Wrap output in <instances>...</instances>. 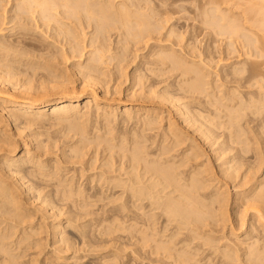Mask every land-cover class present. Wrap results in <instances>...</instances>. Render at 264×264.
Listing matches in <instances>:
<instances>
[{"label":"rangeland","instance_id":"1","mask_svg":"<svg viewBox=\"0 0 264 264\" xmlns=\"http://www.w3.org/2000/svg\"><path fill=\"white\" fill-rule=\"evenodd\" d=\"M121 1L124 2V0H117V2ZM131 1L133 5L135 4L137 7H140L141 3L142 6L144 4V7L147 4L148 6L150 5L148 8L152 6L153 9L158 8V10H156L157 14H153L155 15L154 18H157L152 19V25L163 28L160 34H155L153 40L150 41H131L127 39L128 37H126V35L122 34L123 32H119L117 28L112 31L108 30L107 33L97 35L96 27L93 23V25H88L87 23L84 25L75 22L74 24L76 25H74L72 22L63 20L64 22L66 21L65 23L69 24L70 28L73 27V31L77 30L76 35L79 33L81 36H78L81 39H79V41L82 44L81 51L83 54V57H81L83 59L80 60V57L76 55L75 57L71 54L69 45L56 42V34L53 32V29L56 27L54 23H51L50 29L43 28L41 23L37 25L30 23V25L26 26V31L21 30L16 26L17 23L13 22L15 18L14 1L0 0V30H4L0 32V58H23V60H27V62L25 61L26 63L23 62V64H27L26 66L21 64L16 65L18 68L24 70V72L14 77L16 80L21 81L19 82L20 84L28 81L38 86L42 84V82H47L45 77H51L53 79L60 71L59 74H61V76L58 75V77L70 78L79 89L80 86H82L84 77L81 75L83 72L86 73L85 69L88 67L87 65L89 63L87 59L90 58L91 52L95 51L96 48L98 49V47L99 49L106 47L103 49L104 54L106 53L104 63L101 66L99 65L97 69L102 81V86L98 87L99 96L103 99L100 105L101 108L99 107L100 111L96 113L97 109L93 107L91 111L92 115L90 114L89 118L87 116H85L86 118L83 117L86 113V109H84L85 100L81 103V110L75 116L77 118L81 117L80 121L78 120L77 122L85 127V130H88L86 135H84L86 140H90V143H87L90 148L88 147L87 150L85 149V153L88 155L83 152V154H85V161L83 160L84 163L82 161L83 164L79 163L80 165L77 166L71 165L69 162L67 166L66 160L65 164H59L58 167H55L54 163L51 164L50 168H52L47 173L49 175L53 174L56 177L55 180L58 181H54L56 184L52 182V187L49 189L44 188L45 190H41V192L43 196L51 192L49 196H52L54 192H56L54 188L57 187L59 182L64 181L66 184H70L72 181L74 185L77 183V186L79 184L85 188L82 189L86 191L84 195L92 194L96 196L98 194L97 197L100 195L101 197L99 198L102 199L104 197V199H106V197L108 198L109 196L112 198L114 196L113 194H115L112 199L116 197L117 201H115V199V202H112L113 200L110 198L108 199L109 201L102 199V202L99 201L100 203H96V207L94 205L85 206V209L88 210H84V203V205H81V202H77L79 205L73 203L76 205L74 206L71 205L72 202H66L63 205L62 202L61 205H57L55 203L57 200H55L54 203L56 206L62 210L54 207L57 208L59 212L63 211V213L60 212L63 215L57 220H53L52 218V220L50 219L46 222V227L44 226L46 229L44 228V230L47 234L43 232L44 234L41 236L44 239V241H42L45 247L43 250L44 252L42 251L43 255H40L39 258L35 257V260L38 259L36 261L38 264H246L249 256L248 258L245 256L249 255L248 253H251V251L252 253L255 252L253 251L255 249L259 250V252H261L262 249L264 251V204H258L262 208L261 212L263 213V219H261L262 217L257 215V210H252L251 204L253 205V203L247 202L251 196H255L257 190H264V107H262L264 105V53L262 50V57H258L261 51L259 47H263V45H261L263 44V42H261L262 39H260V34L255 30L252 21H247V19L251 20V17L247 13L243 15L245 11L244 8L247 9L245 6L248 1L246 0L247 2H244V0H242V4L245 5L240 3L242 7H238L241 9H235L236 7L233 9V6H220V9H216L213 5L209 7L208 4V6H206L207 0H126L125 2L132 4ZM249 4H247V6ZM161 5H164L163 7L166 9H163ZM212 8L216 11L212 10ZM159 9L161 11H159ZM228 9H230V12H227V17H229V19L224 16V11L226 12ZM219 10H222L221 14L224 13L223 18L228 21L231 19L233 27L230 25L231 22L221 19L220 12L217 13ZM136 11L137 10H134L133 12ZM140 11L143 14H151L150 10H139L138 12L141 13ZM207 14H210L209 17ZM212 14L215 17H213L214 19H210ZM218 16L220 17V22L218 21ZM215 19L217 21L213 25L212 21H215ZM208 20L211 22L209 23ZM3 21H5L4 24ZM220 23L224 25L222 24V26H220ZM228 23L232 27H230L232 30L231 32H229V26H225V24L228 25ZM234 23L236 25H233ZM35 25L37 28L42 26V30L37 29ZM76 27L78 28L74 29ZM222 27L224 29H222ZM168 29L175 32L174 38H167L170 32ZM233 31L234 33H232ZM24 35H26L28 43L36 46L35 50L31 47L27 48L19 45L18 39L21 41L22 38L20 37ZM120 35L123 36L121 37ZM92 40L94 43L95 41L98 43L94 44ZM2 46L5 47L2 48ZM6 47H8V49H6ZM190 49H194L195 51L193 50L192 52L195 54L190 52ZM162 50L163 52H170V50L175 52V56L179 57L175 58L178 62L174 61L177 63L175 64L176 66L172 65V60L164 64L163 61L161 62L160 59L156 58L157 53L159 51L162 52ZM6 51H8L10 55H8L9 53L6 54ZM191 54L192 56H189ZM50 58L55 59V61H49L51 60ZM48 61L50 63L52 62L51 64L53 66H51V68L48 65ZM45 62H48L46 63L47 65ZM30 65H33V67ZM57 67L61 69L58 71ZM81 68L85 69L81 70ZM55 70H57L58 73H55ZM78 70H81L82 74L79 73ZM186 70L188 72L194 71L195 73L201 72L203 74L198 73L202 75V78L204 77V80L200 78L201 76L199 77L200 79L198 78L199 75L197 76L199 80H203V83L201 82L202 90L200 92H190L188 84L192 83V80H196L195 77L197 73L195 74L193 72L195 75L189 74ZM237 72L239 74H237L238 76L236 75ZM228 74L229 76H227ZM18 81L15 83L17 84ZM165 91L167 92V97L169 94V96L173 97L169 98L175 99L173 103L175 102L176 105H178L177 107L174 104L172 108V105L167 103V100L163 101L165 96L163 97L162 95L164 94L162 93H165ZM20 92L16 91L17 94H20ZM159 97H162V99ZM121 102H127L128 109H131V112L134 114L132 118L134 120H131L128 124L123 122L120 123V121L124 120V107L119 109L116 116L107 114L105 117L103 115V112L106 110L105 105L110 104L115 109L119 107V104L123 105ZM178 107L182 108V112L181 109L180 112L177 111L179 110ZM184 107V112H187L185 114H188L187 117L183 115ZM175 108L178 109L176 110ZM256 108H260V110ZM46 112L47 115L39 116L42 122L38 125H34L32 128L23 127L25 129L24 134L25 136L26 134H34V140L38 139L37 142L34 143L50 141L49 145H54V147L58 146L59 148H55V151L53 150L54 152L50 153L49 157L54 159L56 156H60V158L63 159V154L70 152L69 150L74 148L76 146L75 144H77L76 142L81 141L82 138L77 136L71 139L70 137L74 136V132L71 130L72 125L69 124L70 122L67 123L65 118L64 121L63 118L62 120L56 116L50 117L51 110H46ZM96 116L99 120H97L98 118ZM160 116H162V120L159 119ZM107 117H109V119ZM114 117L118 120H116V123L113 122L115 119ZM192 120L198 122L192 123ZM110 121L113 122V126L110 125L107 127ZM148 121L154 122L155 127L147 126ZM170 121L176 126L178 131L176 134H174L176 131H174V133L169 131ZM188 123H190V125ZM191 123L194 126L191 125ZM200 125L206 127H202V129ZM198 127L204 130V132L205 130L208 131L207 133H209L210 136L207 137L208 134H204L202 131L204 136L207 135L206 137L201 135ZM113 128L116 129L111 133L110 131L113 130ZM197 128L198 131L196 132ZM70 131L71 134L68 135ZM109 133H111V135ZM177 134L182 135L179 137ZM95 136L100 137L99 139L102 138V140L105 138L104 143L100 140L102 142L101 146L95 144V142L98 141V138ZM175 136L181 138L182 144L179 143L180 140L178 138L176 139ZM35 137H37V139ZM19 140L20 142L22 141L21 137ZM107 141L109 144L111 143L110 145L114 146L113 152L112 150L109 152V147L106 148ZM174 141L175 144L173 143ZM135 142L137 143L136 146H140L142 149H139L140 153L144 152L141 154L142 159L147 155L143 163L147 162V159L149 160L148 162L151 161V163L153 159H156V161L159 159L158 163L161 162V165L163 164L164 167L173 166L176 170L173 168L170 170L173 169V176L175 173L176 179L182 184H185V181L188 182L193 172H197V177L204 183L203 189L198 190V193L194 189H189V191L191 190L189 193L192 194L191 196H193L199 204L206 206V218L209 217L207 220L209 226L206 225L208 227H204L203 233L200 232L201 230H195L194 227H191V231H198L197 233H189V231L187 232L186 230L182 231V233L176 227L175 223L167 222V218L163 219L159 217L160 212H153L150 208L145 209L140 203H135L131 200L123 199V201H121L122 199L120 200L117 198L121 197L120 195L122 194L119 190H114L115 193L110 192L106 187H103V181L99 184V175L104 171L100 170L104 164V158L102 157H107L105 155H108L113 161H116L113 165V161L110 159V167H104L106 171L109 168L110 171L112 168L114 172L118 169L121 170L123 165L122 162L119 163V161L121 158L124 159V155L129 152ZM177 143H179V146ZM33 148H35L34 145ZM121 148L122 150L124 149L122 153L120 152ZM20 151L22 150H19V152ZM125 151L128 152L125 153ZM191 152L192 155H197H195L196 158L191 155ZM162 154L163 156L160 157ZM111 155L114 158L111 157ZM127 155H129V153ZM187 155L191 159H189ZM150 156L152 158H150ZM160 159H162V161ZM54 160V162H56V159ZM124 160L126 161L124 162ZM124 160L121 159L125 164L127 159ZM62 161H64V159ZM143 163H141L140 169L144 167ZM145 164L146 163H144V165ZM170 164L172 166H170ZM176 165L182 167H179V169ZM72 167H75L78 172H73ZM90 167L96 169L91 170V172L89 169V171L86 170ZM124 167L126 168L127 165H124ZM63 169H65V171ZM66 169L68 172H66ZM81 170H85L83 173L84 175L81 173ZM119 170L114 173L115 176L119 175ZM128 170L126 172H128ZM86 171L89 173L87 172L86 174ZM201 171H206L207 173L204 174ZM80 173L83 175V178H80L82 176ZM73 178L75 180H73ZM61 190L62 188L60 190L58 189V191ZM60 196L59 194V197ZM29 198V196L23 194L22 199L25 203L23 207L26 211L28 210L27 212L29 214H35V212H37L33 220V222L35 221L33 225L37 226L39 222H41L39 219H41L43 215L40 214V211L38 212V209L40 210L38 206L40 201H35L34 203V200L33 202L31 200L30 202L31 198ZM217 198L218 201L216 202L215 200H217ZM212 199H214V202L217 204H212ZM51 204L52 203H50V205ZM247 204L250 205L248 208H246ZM52 206H50V208H52ZM86 207L91 208L89 209ZM82 209L84 211H82ZM125 209L128 211L126 212ZM86 211L90 214L93 211L94 215H88ZM156 214L157 216L155 217L157 218H153ZM142 220L144 221L142 222ZM68 221H73L71 226H68L65 236L71 239L69 243L71 245L67 244L65 247L59 243V236L55 238L56 234H54L55 232L53 233V226L54 224L56 225L62 222L64 227H66ZM143 223H145V225ZM114 224L117 226V229L120 227L119 229L121 230L115 229L116 226ZM147 224L149 226H147ZM166 224L170 226H167V231H165ZM145 226L152 227H150L151 230L148 232L149 234L147 233L149 229L147 230ZM3 227L5 226H0L2 231H0V238L5 236V240L0 243H4L3 245L7 246H4V248H8L6 254L10 255V257H17L18 259H15L17 264H30L33 258L32 254L39 250L27 251L28 253L26 254L25 250H22V247L26 244H23L21 248L18 247V241L21 240L23 235L21 234V236L20 232L17 231L19 234L14 235L13 239L11 238L7 241L6 237L9 233L7 234L6 232H9V230L6 229V231ZM123 229L126 231H123ZM116 230L119 232L116 233ZM139 230L145 232V234H148L147 236L150 237H148L150 239V244H148L149 248H145L147 244L143 247V242L140 239L142 237H140V234H136L140 233ZM164 231L165 233H163ZM69 232L72 233V235ZM1 234L3 236H1ZM71 236L75 238L73 239ZM174 236L175 238H171ZM135 237L139 238L140 242H138L139 239ZM159 245L163 246L166 250L170 248V250H167L170 251L169 253L167 252L170 258L165 255L167 254L166 252H162L163 255L160 252L159 255H162L160 257L156 255L159 257L157 259L156 256L154 257L152 253L156 251ZM24 248L25 247H23V249ZM234 251L238 254H235ZM22 252L25 253L26 257L23 255V258H21L20 255V259L19 254H22ZM226 253L229 255L233 254L234 256L231 255V259L235 257L234 261L233 259L231 261L230 258H228L230 260H227V258H225ZM151 255L153 256L149 257ZM165 257L168 258L166 259ZM248 261L249 264H251V260L249 259ZM257 263L255 262V264Z\"/></svg>","mask_w":264,"mask_h":264},{"label":"bare ground","instance_id":"2","mask_svg":"<svg viewBox=\"0 0 264 264\" xmlns=\"http://www.w3.org/2000/svg\"><path fill=\"white\" fill-rule=\"evenodd\" d=\"M13 1L15 3V18L13 19L14 21L13 20L12 21L17 23L16 26H18V28L26 31V29H27L26 26L30 25V23H33L36 25L41 23L43 28L45 27V28L50 29L51 23H54L56 27L55 28L53 27L54 28L53 32H55V34H56V36H55V39H57L56 42H59L61 44L65 43V45H69L71 54L74 56L76 55V56L80 57V60L83 59V58H81V57H83L82 56L83 54L81 51L82 50L81 49L82 44L80 43V41H79L80 38L78 37L80 35H79V33H78V35H76L77 30L73 31V29H72L73 27L70 28L69 24L65 23L66 21L64 22L63 20H67V22L68 21L72 22V24H74L75 22L76 23L78 22V23H81L84 25H85V23H87L88 25L93 23L96 27L97 35L107 33L108 30L112 31V30L117 28V30L119 32H123L122 34L126 35V37H128L127 39H130L131 41H136V40L138 41L139 40L140 42H142L144 40H148V41L153 40V37L155 36V34H158V33L160 34V31L163 30V28H161V27L158 28V27H156V25L155 26L152 25V22H153L152 19L155 16L153 14H157L156 10H158V8L153 9L152 5H151L152 7L148 8L150 5L148 6L146 3H145L146 4L145 7H144V4L142 6L141 3H140L141 6L137 7V6H135V4L133 5L132 1H131L132 4H130L129 2L128 3L125 2L126 0H124V2H122V1L117 2V0H13ZM128 1H130V0H128ZM245 1L246 0H244V2ZM247 1H248V3H246V6H245V7H247V9L244 8L245 11L243 12V15H244V13H247L251 17V20L247 19V21H252L255 30L257 31V33L260 34L259 36L261 38L260 37H258V38L262 39L261 42H263V44H261V45H263V47L262 48L259 47V49L261 51L259 52L260 56H258V57L261 58L262 57L261 56L262 50L264 53V0H247ZM240 3L242 4V0H207L206 6H208V4H209V7L211 5H213V7L215 6L216 9H220V6L221 7H223V6H229V7L231 6L232 7L233 6V9H234V7H236L235 9H241L239 7H242V5H245V4L241 5ZM247 4H249V5L247 6ZM137 5H139V4H137ZM163 6H162V8L166 9ZM159 7H160V5H159ZM162 8H160V9H162ZM131 9H133V10H131ZM160 9H159V11H161ZM134 10H137V11L133 12ZM139 10H142V11H144V10L149 11L150 10L151 14L150 13H149L150 15L143 14L141 11H140L141 13H139L138 12ZM212 10L216 11L213 8H212ZM228 10L226 12L224 11L225 14L224 13L223 14H224V16H226L225 18L229 19V17H227V12H230V9H228ZM53 11H54V13H53ZM221 11L219 10V11H217V13L220 12L219 14H221L222 13ZM213 14L211 15L212 18L210 17V19L215 18L213 16ZM223 14H221V17H222L221 19L227 20V19L223 18ZM247 14H245V15H247ZM207 15L209 17L210 14H207ZM156 18H154V19H156ZM205 18H206V16H205ZM219 20H220V17H219L218 21ZM216 21H217L216 19H215V21H212L213 25L215 24ZM4 22L5 21H3V24H4ZM208 22L210 23L211 21L208 20ZM227 22H231L230 25L232 26L233 22L231 21V19H230V21L227 20ZM222 24L220 26H222ZM74 25H76V24H74ZM230 25H229V23H228V25L225 24V26H227V27L229 26L230 31L227 29L229 32L232 31L231 28L233 27V26L231 27ZM233 25H236V24L234 23ZM42 26H40L41 28L40 27L37 28V26H36V28L39 30L40 29L42 30ZM77 26H78V24H77ZM223 27H222V29H224ZM235 27H237V26H235ZM15 28H17V27H15ZM77 28L78 27H76L74 29H77ZM1 30H0V32L4 31V30L3 31H1ZM45 30H47V29H45ZM255 30H254V32H255ZM169 31H170L168 33L169 36L167 35L168 39L172 38L175 35V32L173 30H172L173 32L171 30H169ZM237 31H239V30H237ZM74 32H76V33H74ZM232 33H234V31ZM123 35H120V36L122 37ZM180 37H183V36H180ZM20 38H22L21 41H20V39H18L19 41L17 40L19 42L20 46L22 45L23 47H27V48L31 47L34 50L36 49L35 45L27 42L26 35H24ZM99 38H100V36H99ZM260 39H258V40H260ZM97 40H98V38H97ZM92 42L94 43L93 40H92ZM95 43L97 44L98 42L95 41ZM4 47L2 46V48H4ZM249 47H250V45H249ZM100 48H102V47H100ZM105 48L99 49V47H98V49L96 48L95 51L91 52L90 58L87 59V61L89 62L87 65L88 67L84 66V67H86V69L84 68L85 72H86V73L83 72L84 75L81 73L82 72L81 70H84L83 68H81L80 71L78 70V72L82 74L81 76L82 77L84 76L83 81H82V86H80L79 89L75 85V83L70 80V78L66 79L65 77H60L61 74H59L60 73L59 70L61 68L59 69L58 67L57 68H58L59 73L57 72V70H55V73L57 72L58 75H60L59 77H58V75L55 76L53 79L49 76H48L49 78L45 77V79H47V82L46 81L42 82V84H39L38 86L34 85L32 82H28V81H26V83L23 81L24 83L20 84L19 82H21V81L16 80L14 77L17 76L18 74H20L21 72H24V70H22L21 68H18L16 65L21 64V65L26 66L27 64L25 65V64H23V62H25V61L27 62V60L26 59L23 60V58H0V226L2 227L4 225L5 227H3V229L5 228V230L6 229L9 230V232H6L7 234L9 233L8 236L6 235L7 241H8V239L9 240L11 238L13 239L14 235L19 234L18 232H20V235L21 234L23 235V236L21 235L22 236L21 240L18 241V245H19L18 247L21 248V246L23 244H26L25 246H23V247H25L24 249L22 247V250H25L26 254L28 253L27 251L31 252V250H35V249L39 250L38 252L35 251L37 253H35V252L33 253L35 255L32 254L33 258L30 256L32 258L30 264L37 263L36 261L38 259L35 260V257L39 258L40 255H43V252H44L43 250L45 247L42 243V241H44V239L41 236H42V234L46 233L44 230V228L46 227V222L49 221L50 219L52 220V218H53V220H57L58 218H61V216L63 215L62 214L63 211H60V212H62V213H60L59 210H57L58 206H56V204L61 205V203L63 202L62 203V205H63L66 202H68V203L72 202L71 205L76 206L73 203L81 202L82 203L81 205L85 204L83 209L88 210V209H85V206H91V205L95 206V205H97L96 203H98L102 199L108 200L110 198V196H109L108 198L106 197V199H104V197L102 196L103 198L101 199V198H99V197H101L100 195H99V197H97L98 194L96 196L95 195L93 196L92 194H88V195L85 194L84 195V192H86V191H83L82 189H85V188H83L82 185L80 186L79 184L77 186V183L74 185L72 181L70 184H66L64 181L59 182V184L56 187L57 190H56V188H54L56 192H54V195H52V196H49L51 194V192H50V194H46L44 196L42 195V192H41V190H43V191L45 190L44 188L49 189L50 187H52V185H51L52 182L58 181V180H55L56 177L53 174H51V175H53V176H51L47 173L52 168V167L50 168L51 164L54 163L55 167H58L59 164H62V163L65 164L67 162V166L69 163L71 165L77 166V165H80L79 163H82V161L84 160V155L85 154L88 155L87 153H85L86 152L85 149L86 150L88 149L89 146L87 143H90L89 142L90 140L89 141H88V139L86 140V138L84 136V135H86L88 130H85L86 128L77 122L78 120L80 121L81 117L77 118L75 116L81 110V103L84 102L85 100H86V103H85L84 109H86V113L83 115V117L87 116L89 118L90 114L92 115L91 111H92L93 107H96V109H97L96 113H98L100 111L99 107L102 104L103 99L100 98V96H99V93H98L99 88L98 87L102 86L101 85L102 81L100 79V75H99L97 69L99 68L98 67L99 65L101 66L104 63L106 53L104 54L103 49H105ZM6 49H8V47H6ZM9 49H10V47H9ZM193 50L190 49V52H192ZM64 52H65V50H64ZM5 53L8 54L9 52L6 51ZM192 53H194V52H192ZM263 53H262V55H263ZM8 55H10V53ZM156 56H157L156 58L160 59L161 62L163 61L164 64L167 63L168 61H171V60L173 62L174 61L177 62L175 58H179L178 56H175V52H173V50H170V52L169 51L163 52V50H162V52L159 51ZM189 56H192V54ZM50 59L51 60H49V61H52V60H53L52 62L55 61V59H52V58H50ZM61 59H64V58H61ZM67 59H70V58H67ZM48 62H45V64ZM173 62H172V65H175L178 63V62L177 63H175V62L173 63ZM51 63L49 62V64H48L50 66V68H51V66H53ZM28 66H29V64H28ZM30 66L33 67V65H30ZM40 69H42V68H40ZM188 71H189V69H188ZM193 72L190 71L188 73L194 74L195 72L194 73ZM238 72L236 73V75L238 74ZM62 73H63V71H62ZM198 73L200 74L201 72H198ZM198 73L196 74V77H195L196 80L195 79L192 80L193 82L190 83L191 85L188 84V86L190 88V92L192 91L194 93H196V92L198 93L202 90L201 89L202 88L201 82L204 80V77L202 78V75H203L202 73H201L202 75H199ZM232 75H235V74H232ZM62 76H63V74H62ZM197 76H198V78L201 76L200 78H202L203 80L202 81L199 80L200 78L198 79ZM227 76H229V74ZM230 77H228V78H230ZM225 79H227V78H225ZM221 80H222V78H221ZM16 81H18L17 84L15 83ZM16 91L17 92L21 91L20 92L21 95L17 94ZM166 93H167L166 91H165V93H162V94H164L162 96L163 97L165 96V98H164L165 100L163 99V101L167 100L168 101L167 103H170V105H172V108H173V105L174 104L176 105L175 102L173 103V101L175 99H171L173 97L169 96V94L167 97ZM169 97H171V98H169ZM160 99H162V97ZM171 102H172V104H171ZM121 103H123V102H121ZM118 106H119L118 108L114 109L110 104L105 105L106 110H105V112H103V115L105 117L107 114L112 115V116L113 115L116 116L119 112V109L121 107H124L125 108L124 114H123L124 120L120 121V123L123 122V123L128 124V122H131V120H134V119H132L134 114H133V112H131V109H128L127 102L123 103V105L119 104ZM177 106L178 105H176V107ZM262 107H264V105ZM178 108H179V110H177ZM178 108L177 109L175 108V109L179 112L181 109V112H182V108H180V107H178ZM184 109H185V107L183 108V112L185 111ZM256 109L260 110V108H256ZM46 110L52 111L50 113V117L56 116L59 119L65 118L67 123L70 122L69 124L72 125L71 130L74 132V136L70 137L71 139H74L77 136H79V138L80 137L82 138L81 141L76 142L77 143V144H75L76 146L73 145V146H75L74 148H72L70 146L72 149L69 150L70 152L67 151L68 155L66 153H64L65 151L62 152V153H64L62 156V157H64L63 158L64 161H62L63 159H61L60 156H56V155H55L56 157L54 156L55 157L54 159H56V162H54L55 160L52 157H49L50 153H53L55 151V148L57 149L58 146L55 145L56 147H54V145L53 146L49 145L50 141L49 142L47 141V142H41V143H34V142H37L38 139H37V137H35L37 140H34V136H33L34 134L33 133H32L33 135L26 134V136L24 134L25 129L23 127H26V128L31 127L32 128L34 125H38L40 122H42L39 116L47 115ZM185 113H187V112H184L183 115H185L187 117L188 114L186 115ZM112 116H110V117H112ZM161 117L162 116H160L159 119H161ZM181 117H182V115H181ZM107 118L109 119V117H107ZM65 119H64V121H65ZM62 120H60V121H62ZM97 120H99V118ZM116 120L117 119L115 118L113 122L116 123ZM188 120H190V119H188ZM190 121H187V122H190ZM113 122H111V121L108 122L107 127L112 125ZM149 122L150 121H148V124L147 123H144V124H147V126H150V127L151 126L155 127L154 122H150V123ZM197 122L198 121H196V120H195V122L192 120V123H197ZM192 123H191V125H193ZM188 124L190 125V123H188ZM200 127L205 128L206 126L200 125ZM31 128H29V129H31ZM198 128H197L196 132L198 131ZM201 128H199L200 132L202 131L204 134L208 132L206 130L204 132V130H202L203 128L202 129ZM115 129L113 128V130H111L110 132L113 133V131H115ZM169 131H172L173 133H174V131H176L174 134H176L178 132L176 129V126L171 121L169 123ZM202 132L200 134L204 136V134H202ZM111 133H109V134L111 135ZM70 134H71V131L68 135H70ZM207 134H206L207 137L210 136L209 133H207ZM181 135H178V136L180 137ZM206 135L204 137H206ZM32 136H33V138H32ZM105 136H106V134H105ZM20 137L22 139L21 142L19 140ZM95 137H97V136H95ZM103 137H104V135H103ZM97 138H98V141L97 142L94 141V142L98 146H101V143L102 142L104 143L105 138H103V140H102V138L99 139L100 137H97ZM177 138L178 137H176V139ZM84 139L86 140V142ZM178 139L180 140L181 138H178ZM113 141H114V139H113ZM175 141L178 142L177 140H175ZM175 141L173 142L174 144H175ZM127 142H128V140H127ZM179 143H181V140L179 141ZM179 143H177V145ZM110 144L107 141V143H106L107 147L106 148L109 147L108 148L109 152L111 150L113 152L114 146H112ZM136 144L137 143L135 142V144L132 145L130 150L126 148L127 150H129V152L125 151V153L128 152L129 155H127L128 153L126 154L127 156L124 155V159H127V162H126L127 164L126 163L124 164L123 161H121V159L124 160L123 158L120 159L119 163L122 162L124 169L123 168L122 169L120 168L121 170L118 169L119 170L118 176L117 175L115 176V174H114L115 172H118V170L114 172V171H112V168H111V171L109 170L110 169L109 168L106 171L104 168V167L108 168V166L111 164V162H109V161H111L112 158L108 157V155H105L107 157H102V158H104V160H103L104 164L102 165V167H101L102 169H100V170H104V171H102V174L100 172L101 175H99L100 176L99 177V179H100L99 184L102 183V181H103L104 185L103 184H101V185H103V187H106L108 191L110 190V192H114V190H116V191L119 190L122 194L120 195L121 197H117V198H119L120 200L122 199L121 201H123V199L131 200L132 202L140 203V205L145 209L150 208V210L153 212H157V211L160 212L161 216L159 213V217H161L163 219L167 218L168 219L167 222L169 221V222L175 223L176 227L181 232L186 230L187 232L189 231V233L190 232L191 233H197L199 230H201L200 232L203 233L204 229L209 226L207 223V220L209 219V217L206 218L207 217V214L205 211L206 206L199 204V202H197L195 200V198H193V196H191L192 194L189 193L192 189L197 191V193H198V190L203 189L202 187H203L204 183H202L201 179H199L197 177V172L196 171H195L196 173L193 172L192 176L189 177L190 179L188 180V182L185 181V184H182L176 179L175 173H174L175 171L173 172L174 173V176H173L172 171L174 168L171 164H170V166H172V167H164L163 164L161 165V162L158 163L159 159H157V161H156V159L155 160L153 159L154 161L152 160V163H151V161L148 162L149 160L147 159V162H144V163H146L144 165L143 160L144 161L146 160L144 158H147V155H146V157H144L142 159L141 154L144 152L141 151L142 153H140V150H142V149L140 146H139L140 148L138 146H136ZM33 145L35 148H33ZM194 146H193V148H194ZM122 148L120 149L121 153L124 150V149L122 150ZM108 149H107V151H108ZM19 150H22V151L19 152ZM103 151H105V150H103ZM83 152L85 154H83ZM56 153H58V152H56ZM56 153H54V154H56ZM125 153H123V154H125ZM163 154L160 157H162ZM196 154L192 155V152H191V155L195 158L197 156ZM151 156H150V158H152ZM111 157H113V156L111 155ZM160 157H158V158H160ZM187 157L189 158L188 155H187ZM117 158H116V160H117ZM195 158H193V159H195ZM68 159H69V161H68ZM189 159H191V158H189ZM65 160H66V162H65ZM160 160L162 161V159H160ZM84 161H83V163H84ZM125 161L126 160H124V162ZM114 162L116 163V161H113V165H114ZM141 163H143L144 167L142 166L143 168L140 169ZM162 163H164V162H162ZM184 163H185V161H184ZM124 165L125 166L127 165V167L125 168ZM181 165H183V164H181ZM67 166H65V167H67ZM91 166H93V165H91ZM75 167L74 168L72 167L73 168L72 171L77 173L78 170ZM176 167L179 168L180 166L176 165ZM90 168H92V167H90ZM90 168H87V169L85 168V169L86 170L89 169L90 172H91V170L96 169L94 167L92 169H90ZM171 168H173V169L170 170ZM63 170L65 171V169H63ZM127 170H128V172H126ZM174 170H176V168ZM200 170H202V169H200ZM88 171H86V174ZM66 172H68V170ZM84 172H85V170H81L82 174ZM201 172H203V171H201ZM203 173L205 174L207 172L204 171ZM83 175L80 178H83ZM97 176H98V174H97ZM73 180H75V179L73 178ZM92 180H93V178H92ZM91 182H93V181H91ZM54 183L56 184V182H54ZM37 185H39V186H37ZM61 188H62V190L58 191V189L60 190ZM189 189H191V190L189 191ZM87 192H88V190H87ZM263 192H264V190L263 191L261 189L257 190L255 196H251L253 198L250 197L249 201H247L248 203H253V205L251 204V208H252V210L253 209L257 210V213H258L257 215H259V217H262L261 219H263V213L261 212L262 208L258 204H264V193ZM23 194L27 195L31 198V199L29 198L30 202H31V200H32V202L34 200V203H35V201H38V202L40 201V204L38 205L40 207V210L38 209V212L40 211V214L41 215L43 214V215L42 216L40 215L41 219H39V221H41V222H39V224L37 226L33 225L35 222V221L33 222V220L35 219L37 212H35V214H31V213L29 214L27 212L28 210L26 211V209L23 207V205H25V203L23 202L24 200L22 199ZM43 194H44V192H43ZM59 194L61 195L60 197H59ZM113 195L115 196V194H113ZM57 197L60 199H58ZM112 198H110L111 200H113L112 202L117 201L116 197L114 199H112ZM55 200H57V202H55L56 204L54 203ZM111 200H110V202H111ZM212 200H213L212 204L215 203L214 199H212ZM58 201H59V203H58ZM215 201L217 202L218 198ZM219 202H220V200H219ZM50 203H52V204L50 205ZM53 204H55V205H53ZM215 204H217V203H215ZM50 206H52V208H50ZM54 206L57 208H55ZM246 206H247L246 208H248V206H250V205L247 204ZM86 208L90 209L91 207H86ZM58 209H60V208H58ZM83 209H82V211H84ZM249 209H250V207H249ZM60 210H62V209H60ZM125 211H126V209H125ZM86 213L88 215L90 214V213H88V211H86ZM92 214L94 215L93 211L90 215H92ZM146 215H147V213H146ZM162 215H163V217H162ZM155 216H157V214L154 215L153 218H157ZM81 217H83V216H81ZM85 217H86V215H85ZM79 218H80V216H79ZM159 220H160V218H159ZM78 221H80V220H78ZM117 221H118V219H117ZM143 221L144 220H142V222ZM145 221H146V219H145ZM72 222L73 221H68V225L66 227H64L62 222H60L59 224H56V225L54 224V226L52 225L54 228L53 233L55 232L54 234H56L55 238H58L57 236H59V238H60L59 243H61V245H63V246H65L67 244L71 245V244H69L71 239H68L65 236L67 233L66 230L68 229V226H71ZM165 223H166V221H165ZM143 224L145 225V223H143ZM167 224H169V223H167ZM167 224H166L165 231H167V226H168ZM206 225H208V226H206ZM147 226H149V225L147 224ZM147 226H145V227L147 228V230L149 229L147 231V233H148L151 230L150 229L151 226L150 227H147ZM173 226H174V224H173ZM168 227H170V226H168ZM191 227H194L195 230H198V231H196V232H193V230L191 231ZM202 228H203V230H202ZM115 229H117V226ZM117 230H116V233L119 232L121 229H119V231H117ZM0 231H1V229H0ZM123 231H126V230L123 229ZM165 231L163 233H165ZM113 232H115V231H113ZM4 233H5V231H4ZM116 233H114V234H116ZM70 234L72 235V233H70ZM136 234L137 235L140 234V237H142L140 239L143 242L142 243L143 247H145L146 244L147 245L150 244L149 243L150 237L147 236L149 233L146 235L145 232L140 231V233H136ZM178 234H179V232H178ZM1 236H3V235L1 234ZM4 237L5 236L0 238V242L5 240ZM72 237H73V239L75 238L74 236H71V238ZM176 237H178V236H176ZM171 238H175V236L171 237ZM136 239H139V238H136ZM140 239L138 240V242H140ZM3 244L4 243H2V244L0 243V264H17V262H15V259H18V258L14 257V256L10 257V255H7L6 250L8 248L7 249L4 248V246H6V245H3ZM147 245L145 248H149V245H148V247H147ZM157 247L158 248H156V251L155 252L153 251V253H152L154 255V257L156 255L158 256L160 254V252L162 255H163L162 252H166V253L170 252V251H167V250H170V248H167V250H166L161 245H159ZM159 247H161V248H159ZM165 248H166V246H165ZM161 249L162 250L164 249V250L162 251ZM253 251H255V252L252 253V251H251V253H248L249 255L245 256L246 258H248V256H249V258L247 259L248 263L246 262V264H249V261H248L249 259L251 260L250 261L251 264L252 263L255 264V262L256 263L258 262L257 264H264V251H263V249L261 250V252H259V250H257V249H255ZM146 252H147V250H146ZM154 253H156V254H154ZM168 253L165 255H167L169 257ZM145 254H147V253H145ZM227 254L228 253H226L225 258H227V260H230L231 255H233V254H230V255L229 254L227 255ZM235 254H238V253L235 252ZM20 255H21V258H23L22 256L23 255L25 256V253L22 252V254H19V258H20ZM153 255H151L149 257H152ZM162 255H159V257ZM157 256H156V259L159 258ZM236 256H238V255H236ZM228 258H230V259H228ZM234 258L235 257H232L233 261H234ZM232 259H231V261H232ZM235 262H236V260H235ZM153 263H154V261H153Z\"/></svg>","mask_w":264,"mask_h":264}]
</instances>
